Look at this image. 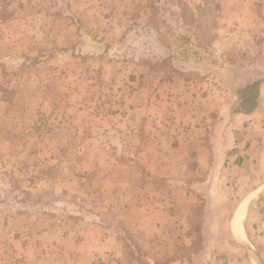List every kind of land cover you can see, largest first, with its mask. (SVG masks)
Here are the masks:
<instances>
[{
  "label": "rangeland",
  "instance_id": "374dc122",
  "mask_svg": "<svg viewBox=\"0 0 264 264\" xmlns=\"http://www.w3.org/2000/svg\"><path fill=\"white\" fill-rule=\"evenodd\" d=\"M217 1L0 0V209L62 223L79 240L115 208L105 177L135 161L130 191L142 195L160 171L135 160L129 87L264 81V55L214 40ZM244 122L252 132L264 125ZM247 158L217 162L209 177L190 160L183 176L197 183L181 197L178 226L136 232L119 220L112 235L131 264H264V172L253 183L259 173ZM242 212L250 251L234 243Z\"/></svg>",
  "mask_w": 264,
  "mask_h": 264
},
{
  "label": "crops",
  "instance_id": "0c3cea01",
  "mask_svg": "<svg viewBox=\"0 0 264 264\" xmlns=\"http://www.w3.org/2000/svg\"><path fill=\"white\" fill-rule=\"evenodd\" d=\"M217 2L221 27L215 31L214 40L227 39L237 45V50L264 55V0ZM251 82L155 81L149 83V92L133 84L127 93L133 102L127 135L133 140L132 150L139 153L138 157L134 155L135 160L144 158L149 162L148 170H160L151 176L149 188L145 186L142 195L130 191L133 176L128 171L138 168L135 161L121 167L123 176L112 173L105 177L102 193L115 208L109 209L107 220L99 219L96 230L84 232L79 240H72L71 231L62 223L55 225L47 219L0 209V264H131L125 243H117L112 235L115 226L121 220L136 232H153L164 230L166 225L181 224V197H190L187 185L197 183L183 176L190 160L195 162L196 172L209 177L217 162L247 154V161L256 163L247 165L255 167L262 179L264 125L253 123L252 132L251 124L244 121L264 120V81ZM137 100L141 102L136 105ZM257 137L263 138L259 146L255 145ZM105 164L100 167L109 162ZM115 164L120 166L110 161V168ZM260 178L252 182L258 184ZM160 184L165 190L159 188ZM243 221L244 212L233 228L234 243L242 251L247 250Z\"/></svg>",
  "mask_w": 264,
  "mask_h": 264
},
{
  "label": "bare ground",
  "instance_id": "6f19581e",
  "mask_svg": "<svg viewBox=\"0 0 264 264\" xmlns=\"http://www.w3.org/2000/svg\"><path fill=\"white\" fill-rule=\"evenodd\" d=\"M246 249H247V251H250V250H249L250 248L248 247V245H247V244H246Z\"/></svg>",
  "mask_w": 264,
  "mask_h": 264
},
{
  "label": "trees",
  "instance_id": "16d2710c",
  "mask_svg": "<svg viewBox=\"0 0 264 264\" xmlns=\"http://www.w3.org/2000/svg\"><path fill=\"white\" fill-rule=\"evenodd\" d=\"M253 87H254V86H253ZM241 93H242V92H241ZM240 107H241V108L243 107V106H242V104H241V106H240Z\"/></svg>",
  "mask_w": 264,
  "mask_h": 264
}]
</instances>
